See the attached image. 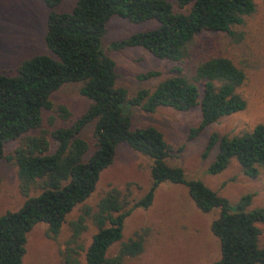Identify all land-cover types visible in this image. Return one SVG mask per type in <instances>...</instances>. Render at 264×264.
Masks as SVG:
<instances>
[{
	"label": "trees",
	"instance_id": "16d2710c",
	"mask_svg": "<svg viewBox=\"0 0 264 264\" xmlns=\"http://www.w3.org/2000/svg\"><path fill=\"white\" fill-rule=\"evenodd\" d=\"M48 10L45 18V54L22 61L14 75L0 74V160L11 161L19 193L25 197L13 212L0 215V264H21L26 235L37 224L46 236L56 238L66 215L77 205L78 215L68 223L64 242V264H126L125 259L142 252V238L120 242L124 218L134 209H146L161 183L183 185L194 207L201 213L218 210L210 223L211 235L219 244V259L212 264H264V211L247 210L252 194L231 206L226 199L195 180H185L178 167L165 160L170 155L161 133L153 127L132 128L123 104L153 112L158 107L176 111L198 108L200 121L188 138L199 134L218 119L240 112L244 100L237 89L244 73L225 56L197 49L202 33L222 34L229 44L238 42L233 30L255 11L253 0H74L69 12L55 13L62 0H40ZM264 6V0H260ZM118 16L136 24L154 20L155 29L113 43L114 49L138 47L153 57L175 65L172 75L160 81L151 93L139 90L128 100L126 91L114 86V63L100 50L105 24ZM158 76L148 71L137 76L145 81ZM80 84L78 93L89 103L70 126L43 132V112L52 110L50 95L61 86ZM66 120L63 106L56 108ZM92 125L93 149L80 138ZM54 142L50 150L46 136ZM16 147L4 154V146ZM125 145L151 161L150 186L137 200H128L115 189L104 193L93 207L83 202L95 188L100 173L113 161L117 146ZM215 150L205 173L216 175L234 160L242 174L255 179L264 173V122L237 136L210 133L202 153L205 159ZM264 187V183H263ZM30 192L36 195L29 196ZM89 220L95 232L83 249L78 239ZM115 243L116 253L106 257Z\"/></svg>",
	"mask_w": 264,
	"mask_h": 264
},
{
	"label": "rangeland",
	"instance_id": "374dc122",
	"mask_svg": "<svg viewBox=\"0 0 264 264\" xmlns=\"http://www.w3.org/2000/svg\"><path fill=\"white\" fill-rule=\"evenodd\" d=\"M173 4V0H165ZM254 13L244 18L242 25L235 27L239 40L229 44L222 34L202 33L196 37L197 49L218 53L230 59L244 73V81L237 94L244 100L245 108L237 113L222 117L189 139L190 129L200 121L198 108L176 111L158 107L145 112L139 107L123 104V113L130 118L132 128L147 126L158 130L170 155L165 162L170 167L182 170L185 180H195L227 200L233 206L244 195L252 194L247 210L264 211V173L255 179L244 176L234 160L221 173L207 175L205 170L212 161L215 150L203 159L202 153L210 133L232 137L249 132L255 125L264 122V6L260 0H253ZM74 0H62L53 8L55 13L69 12ZM48 10L40 0H0V74L12 76L19 64L36 55L45 54V18ZM157 23L147 20L132 24L118 16H112L105 24L100 50L114 63V86L126 91V99L139 90L151 93L163 79L172 75L175 65L160 60L144 50L134 48L114 49L113 43L121 42L133 35L155 29ZM148 71L158 76L141 81L137 76ZM80 84H67L53 92L49 100L52 110L43 112L40 129L48 133L55 128L70 126L88 106V101L79 95ZM63 106L69 114L66 120L58 117L56 108ZM92 125L80 133L93 149ZM50 150L54 142L47 135ZM16 147L15 142L4 146V154ZM151 161L132 151L125 145L117 146L112 163L104 169L95 184L93 192L83 204L93 207L108 190L115 189L128 200L141 198L150 186ZM36 195L30 192L29 196ZM18 190L15 167L11 161L0 160V215L16 211L24 202ZM80 206H75L65 217L56 238L46 236L45 226L35 225L26 235L25 254L21 264H64L62 250L68 238V223L78 215ZM217 209L207 213L198 211L187 195L186 187L161 183L155 189L151 205L146 209H134L124 218L120 242L138 235L142 238V252L125 259L126 264H212L219 259V244L209 230L216 219ZM80 235L78 244L84 249L90 242L95 229L89 220ZM260 231L258 245L264 237V224L255 225ZM119 243L106 252L113 256ZM84 264L83 253L78 256Z\"/></svg>",
	"mask_w": 264,
	"mask_h": 264
}]
</instances>
